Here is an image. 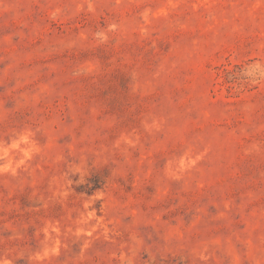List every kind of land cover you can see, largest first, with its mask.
<instances>
[{"label": "rangeland", "instance_id": "obj_1", "mask_svg": "<svg viewBox=\"0 0 264 264\" xmlns=\"http://www.w3.org/2000/svg\"><path fill=\"white\" fill-rule=\"evenodd\" d=\"M0 264H264V0H0Z\"/></svg>", "mask_w": 264, "mask_h": 264}, {"label": "clouds", "instance_id": "obj_2", "mask_svg": "<svg viewBox=\"0 0 264 264\" xmlns=\"http://www.w3.org/2000/svg\"><path fill=\"white\" fill-rule=\"evenodd\" d=\"M12 147H13V148H15V147H16V145H15V144H13V145H12ZM7 152H8V150H7V149H4V150H3V154H4L5 156L7 155Z\"/></svg>", "mask_w": 264, "mask_h": 264}]
</instances>
